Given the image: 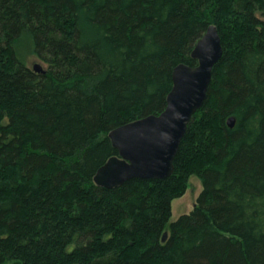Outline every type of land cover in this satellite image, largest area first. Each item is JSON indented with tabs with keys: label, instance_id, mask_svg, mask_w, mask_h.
Returning <instances> with one entry per match:
<instances>
[{
	"label": "trees",
	"instance_id": "obj_1",
	"mask_svg": "<svg viewBox=\"0 0 264 264\" xmlns=\"http://www.w3.org/2000/svg\"><path fill=\"white\" fill-rule=\"evenodd\" d=\"M210 25L223 54L172 175L95 185L108 133L163 112ZM0 264H264V0H0Z\"/></svg>",
	"mask_w": 264,
	"mask_h": 264
},
{
	"label": "water",
	"instance_id": "obj_2",
	"mask_svg": "<svg viewBox=\"0 0 264 264\" xmlns=\"http://www.w3.org/2000/svg\"><path fill=\"white\" fill-rule=\"evenodd\" d=\"M222 54L218 31L210 25L191 52L197 66L190 68L180 64L173 69V85L163 112L124 124L108 133L117 155L108 158L96 170L95 185L113 189L133 179L165 180L172 175L180 143L192 116L205 102L212 71ZM31 69L44 74L40 64H34ZM226 124L233 128L235 119L229 117ZM166 237L167 232H164L161 241L164 242Z\"/></svg>",
	"mask_w": 264,
	"mask_h": 264
},
{
	"label": "rangeland",
	"instance_id": "obj_3",
	"mask_svg": "<svg viewBox=\"0 0 264 264\" xmlns=\"http://www.w3.org/2000/svg\"><path fill=\"white\" fill-rule=\"evenodd\" d=\"M16 56L19 61L24 63L28 68H32L34 64H40L43 69L46 66L35 57L33 53L32 39L28 36H22L15 47ZM202 190L201 181L196 176H191L187 182V189L184 195L177 198L171 203V217L167 224L175 222L180 215L189 213L194 205L196 204V199Z\"/></svg>",
	"mask_w": 264,
	"mask_h": 264
}]
</instances>
